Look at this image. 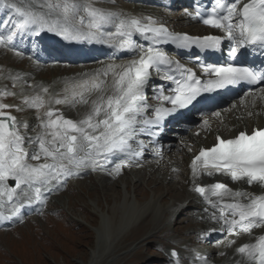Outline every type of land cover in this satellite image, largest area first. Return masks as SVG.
<instances>
[{"label": "snow or ice", "instance_id": "6c2138e0", "mask_svg": "<svg viewBox=\"0 0 264 264\" xmlns=\"http://www.w3.org/2000/svg\"><path fill=\"white\" fill-rule=\"evenodd\" d=\"M0 10H7L10 17L19 18L12 30L0 33V46L12 44L20 33L39 35L48 31L68 41L95 40L137 53V58L128 64H110L79 82H73L65 89L70 95L48 101L49 104L70 103L72 106L89 104L90 97L95 94L90 111L78 121L65 118L59 110L49 108L45 118L37 117L41 132L34 137L21 132V128L26 130L29 125L18 123L17 117L7 111L14 106L2 102L3 97L14 93L0 92V223L15 220L22 223L25 209L45 205L48 193L58 190L70 177L85 170L104 169L109 175L119 176L125 167L139 166L132 158L142 156L147 145L137 140V136L156 135L152 126H159L168 115L192 104L201 93L241 83H264V66L235 63L206 64L203 72L210 78L201 81L195 72L155 46L171 41L180 48L197 46L215 50L227 38L231 42L228 55L233 60L241 49L248 46L258 47L264 54V0H249L247 3L215 0L202 22L221 30L223 36L173 33L150 16H129L122 11L75 0H0ZM185 14L202 16L199 9L195 13L186 9ZM105 26L114 31H102ZM134 34L151 40L153 46H139L133 39ZM165 69L179 73L178 77L174 74L161 76L175 84L171 95L160 92L157 97L171 107H155L154 115H149L145 87L153 71L161 73ZM110 73L113 79L109 92L105 87L107 81L100 77H107ZM12 79L19 80L20 77ZM42 91L47 93L48 88L43 87ZM258 93L252 96L253 106L257 99H264V87L259 88ZM24 102L37 111L45 106L41 95L26 98ZM204 123L207 125L208 121ZM26 140L38 145L31 153L25 147ZM217 141L211 148L201 149L192 160L194 181L200 173L212 175L217 172L229 176L232 181L245 180L249 186L264 187V129H255L251 134L242 131L232 139L218 136ZM192 190L209 206L204 210L209 213L208 219L221 225L220 229L213 228L211 232L222 231L238 237L242 233L251 234L255 228H264V194L234 190L219 182L207 186L194 183ZM209 235L210 232L205 231L201 238ZM235 243V239L227 240V246ZM236 253L240 259L234 264H264V234L256 237L254 242L236 248ZM169 255L180 264L175 249ZM194 261L209 264L208 258L200 253L194 255Z\"/></svg>", "mask_w": 264, "mask_h": 264}, {"label": "rangeland", "instance_id": "374dc122", "mask_svg": "<svg viewBox=\"0 0 264 264\" xmlns=\"http://www.w3.org/2000/svg\"><path fill=\"white\" fill-rule=\"evenodd\" d=\"M81 1L82 0H75V2L77 3H82ZM98 3L100 5L102 4V6H105L104 0H100L98 1ZM136 6L137 10L139 11L140 4H133L131 10H134L133 8H136ZM110 8L112 10L116 9L115 6H110ZM143 8L152 9V7L149 5L143 6ZM143 8L137 13L141 14L143 12ZM181 13L176 14V19L179 24H186L187 21L182 18ZM166 17L169 18L168 16ZM8 22L10 21L7 20L4 24L7 25ZM187 24L191 25L190 23ZM12 26V23H9V26H7V28H12ZM18 55H15V50L8 46H2L0 48V88L2 87L0 89V92L8 90L14 93V95L3 97L2 102L14 106L7 111L11 112L12 115L17 117L18 123L23 124L25 122H28L27 124L29 125V127L26 130L21 128L22 133H26L27 136H33L41 132V128L38 127L40 121L37 117L39 116L41 119L45 118V113L49 110L51 105L56 106L57 109L60 110L59 113L68 114L71 119L84 118V114L90 111L91 101L89 102V104H80L79 106L69 109L65 105L66 103H52L50 105L48 104V101L54 99L53 91L58 87L62 88V85L63 89L60 94L70 95V93L65 92L68 84H64L58 79V76L61 73L59 71L62 70L63 66L45 65L48 68L40 70L42 66L37 63V66H34L33 68L34 71L36 70V68H38L40 73H36L35 76V73L32 72L34 74L32 79L28 83L23 85L21 84L19 86V82L17 80H13L12 76H10V71L13 68L20 69L22 67H28V70H25L31 72V68H29V66L31 65L26 64H28L29 62L31 63V61H35V59H29L27 57ZM32 64L35 65V63ZM94 66L95 65H88L84 68L81 66H73V68H68L71 69L69 71L73 72L75 70L80 71L81 68L87 69ZM35 79H41L46 82L45 87H49L47 93H43L42 88L40 90L39 88L36 91L34 90V85H36V82L34 81ZM49 82L51 84L53 83V85L50 86L51 84ZM3 85H5L6 87ZM23 86H25V89H23ZM26 89L27 91L29 89L31 90H29L30 92H27ZM36 95L43 96L45 100V106L39 109V111H37V109L35 108L29 107V105L24 102L26 98H32ZM93 99H95V97ZM195 138L196 136L192 137L191 139L190 137L183 138L181 142L177 141L176 145L170 150L174 153L172 152L173 154L171 153L167 158L168 160L166 159L165 162H167L168 165H173L170 163L171 161H173L172 159H174L177 154H180L181 150H184V145L188 144V141H195ZM184 141L186 142L184 143ZM27 145L28 144H26L25 142V146ZM168 154L169 152L166 155ZM147 155L149 158V152ZM177 157H179V155H177ZM31 162L33 164L38 163L37 161ZM156 162L158 163V161ZM161 162L162 161H160L159 163ZM152 164L153 163L148 162V167L150 168ZM149 168L144 167L142 168V170L138 171H136L137 169L127 170L126 173L121 176L122 179H120V177L115 179V176H112L114 178L113 179L108 174H102L104 169H98L95 171L92 170L87 175H80L82 176V179L78 178V176L70 177L69 181H72L71 185H69L68 188L65 185L62 189H67V191L61 189L62 191L59 196H55V198L52 197L51 208H47L44 212H41L39 214H34L35 219H33L31 223L34 222L35 225L32 224V226L30 227L23 226L20 229L11 231V233L8 232L10 230L1 232L6 235H11L12 237L17 236L15 238L17 241L15 240L14 243L10 242L12 240L9 241V245H11L12 247L11 249H8V252L2 249V246L0 247V251L2 252L1 257H3V259H1L0 261V264H139L140 258H146L148 260L149 258H147L146 256L151 255V253H154L153 258L157 259L155 261V264H165L166 262L164 261L163 257L157 255V251L163 253V248L165 247L163 245L169 244L168 241H164L162 242L163 247H159L160 240H168L172 236L177 237V232L180 231V233L184 232L185 234H187L189 232L186 231L190 228L192 231H195L196 228H193V226H199L200 223H198L199 221L192 220V216L190 214H193L192 212L194 208L192 209L191 206L186 207V209L182 213L181 210H179L178 213L173 216V222L169 221L170 217L172 216V212H160L159 215L162 219L167 218L166 222L168 226L164 229L171 230V234H165L163 238L155 236L156 233L160 230L163 232L164 230L161 228L165 226L163 224L154 228L157 224V220L155 217H148L145 220H143V218H139L129 227L122 228L123 230L118 229L121 226L120 221L126 207L119 206L117 208L119 214H117V211V215H115L114 218L112 217V214H114V206L119 204L118 202L121 201L119 197L121 195L123 196L125 193H130L132 194L131 196L135 197V189L137 188V186L140 187V189H138L140 190V192H138V194L140 195L138 196L141 199L140 201H145L148 196L152 197L153 189L155 190V188L163 190L165 191V193L168 189L172 190L170 195L180 196L182 194V187H180L178 181L171 182V180H161L163 174L158 171H161L163 169L157 167L155 171H152L151 174L150 172L148 173L143 171V169ZM139 171H141V173ZM136 172L138 174H136ZM153 173L154 176L152 175ZM135 175L138 179H140V183H137L132 179L135 177ZM169 198L170 196L168 197V199ZM97 202L100 203V205H97ZM35 211L37 212L38 210L35 209ZM45 212L49 214L47 215V213ZM55 213L56 215H54ZM123 217L125 219L127 218V215ZM103 222L107 224L105 226L106 229H104L106 231L100 228L102 227ZM125 223L126 222H124V224ZM163 233L157 234L162 235ZM109 234H112L114 237L118 236L117 241L119 242L114 246V248L108 247L109 241L107 240L106 236ZM153 234L155 235L153 236ZM195 236H197V234ZM225 236L226 234H224L223 237ZM181 237L183 239V235H181ZM190 237L191 235L188 236V238ZM201 240L202 241L199 240L200 243L204 241V238H201ZM156 244H158L159 250H156ZM182 244L180 243L179 245L181 246ZM177 249L181 253L187 248L177 247ZM213 262H215V260Z\"/></svg>", "mask_w": 264, "mask_h": 264}, {"label": "bare ground", "instance_id": "6f19581e", "mask_svg": "<svg viewBox=\"0 0 264 264\" xmlns=\"http://www.w3.org/2000/svg\"><path fill=\"white\" fill-rule=\"evenodd\" d=\"M98 1L99 0H82L81 2L82 3H85V2L92 3L94 6L104 8V9H109L108 7L111 5L117 6L115 11H122L126 15L136 16V17H149L150 16L154 20H156L158 23L167 24L165 22V21H167V19H165L167 17L163 14L162 15L164 17L162 15L157 14L156 12H153L151 8H143V12L141 14H138L135 10H131L128 7L126 8L123 5V0H115V3H113L112 0H106V2L104 3V4H106V6L99 5ZM125 1L129 2L130 0H125ZM133 1H136V0H133ZM147 1H149V0H147ZM109 10H111V9H109ZM81 14L83 15V13H81ZM181 16L184 20L187 21V23H189V17L185 14V11H183L181 13ZM182 29L183 28H175V30H182ZM184 30H186V29H184ZM102 31H104V32L114 31V29L105 26V28ZM133 39L139 46H142L144 48L153 46V44H147V43L144 44L143 42H144V39H146V38L144 36L139 35V34H134ZM92 41H94V40H92ZM113 43H115V40H113ZM135 58H137V53L134 51H130L127 54H124L120 57H114L112 59L101 60L100 62L95 64V66L92 68L83 69L84 68L83 67L80 69V71L75 70L73 72L69 71L71 69L68 68V67L73 68V66L65 65V66H63L62 70L59 71V72H61L59 74V78L62 82L69 83V85H71L73 82H79V81L87 78L91 74L96 73L99 70L106 68L110 64H114V65L128 64L132 59H135ZM42 68H43V66L41 67V69ZM55 71H58V70H55ZM33 72H35V74L40 73L38 68H36V70ZM153 74L154 73H152V75ZM41 75H40V77H41ZM10 76L20 77V79L18 80L19 81L18 84L20 86L21 84L23 85L24 83L25 84L28 83L32 79L33 75L31 76L30 72H26V71L18 70V69H13L10 73ZM100 79H105L107 81V84L105 87L110 92L112 79H113L111 73L107 77L101 76ZM34 81L36 82L35 83L36 85H34L35 91L38 88L40 90L41 88L46 86V82L44 80L35 79ZM154 81H155L154 77L151 76L150 80L148 81V83L145 87V94H146V90L148 88L153 87V85L155 83ZM0 85H1V83H0ZM52 85H53V83L50 86H52ZM3 86H5V85H3ZM62 88H63V85H62ZM23 89H25V86H23ZM29 90H31V89H29ZM26 91H27V89H26ZM60 91H61V89L57 88L56 90L53 91L54 96L53 95L52 96L54 98H60V96L58 95V93ZM51 94H52V92H51ZM252 96L247 97V99H244L242 103H239L238 105H235V106H233V107H231L225 111L220 110L219 112H216V113H219V115H216V113H215L211 117L206 118V119L210 120L208 122V124L206 125L203 122V124L197 130L198 132H196V138H195L196 140L195 141L191 140L190 142L188 141V144L184 145V150H181V153L177 154V155H179V157H177V155H176V157H174V159H172L173 161L170 162L173 165H170V164L168 165L167 162H165L166 161L165 160L164 162L162 161L161 163H159L160 161L158 163L153 162V164L149 168L148 167L149 158H148L147 154H148V151H150V150H148L147 147L144 149V153L142 156L133 157L132 159L135 160L139 164V166H136L135 164H133L132 167H125L122 171V175H124L127 170H135V169L142 170V168H144V167L149 168V169H143V171L148 172V173L150 172V174H151L152 171H155V169L157 167H159V168L163 169L161 171H158V172H161L163 174L161 177V180H163V179H165L166 181L171 180V182L178 181L180 184V187H182V189H181L182 194L179 193V194H181L180 196L170 195L172 190L168 189L167 192L165 193V191L159 190L158 188H155V190L153 189V196L152 197L148 196V198L145 199V201H140L141 200L139 198L140 195L138 194V192H140V190H138V189H140V187L137 186V188L135 189L136 190L135 197L131 196L132 194H130V193H125L123 196L121 195L119 197V199H121V201L118 202L119 204L115 205L113 208V211H114V214H112L113 218L115 215L119 214V211L117 209L119 206H125L127 208V209L125 208V212L123 214V216L127 215V218L124 219V217L122 216V219L120 221L121 226L118 230H120L124 227L125 228L129 227L131 224L136 222L139 218H143V220H145L148 217H155L156 218L157 224L155 225L154 228H156L157 226L163 225V224L165 225V227H167V225H168L166 222L167 218L162 219L161 216L159 215L160 212H163V213L164 212H172L173 215H172V218L169 219V221L173 222L174 221L173 216L175 214H177L179 210H181V213H182L186 209V207L195 206L197 217L199 218V220H202L201 225H200L201 228L196 229L195 231L197 233H199L200 241H202L201 240V234L203 232H205V231L211 232L210 230L213 228L220 229L221 225L216 223L215 221L208 219L209 213H206L204 210H205V208H209V206L205 203L204 199L199 194H197L196 192H194L192 190L194 183L207 186V185H211V184H215V183L219 182V183L227 184L230 188H232L234 190L247 191V192H250L253 194H264V187H261V186L256 185V184L249 186L245 180L232 181L231 179L226 178L222 174H214L213 173L212 175H208L206 172L200 173L197 175V177L195 178V181H194L193 173H192V169H191L192 160L194 159V157L196 155L199 154L200 149L202 147H209L212 144H215L217 142L218 136L228 138V137L236 135L239 131H243L245 129L252 130L254 128V126H260L261 127L264 125V99H257L255 101V105L253 106L252 105ZM94 97H95V94H93L90 97L89 101H91V99H93ZM157 97L158 96L155 94L150 95V96L146 94L147 104L150 106L148 111H151L152 108L154 107V105L160 100ZM65 105L69 109L72 107H76L80 104H76L75 106H72L70 103H66ZM50 108L57 109V107L54 105H51ZM57 110H59V109H57ZM59 112H60V110H59ZM249 112H251L252 115H249ZM85 114H84V116H85ZM63 116L65 118L71 119V117H69L68 114H63ZM222 118H225V120L222 121ZM72 120L78 121V120H80V118L79 119L72 118ZM36 135L37 134H35L34 136H36ZM26 136H27V134H26ZM28 137H33V136H28ZM185 142L186 141H184V143ZM28 144H29V146H27L26 148L28 149L29 152H32L33 149H36L38 147V145H36V144H30V143H28ZM170 150H171V147H170ZM166 154L167 153H165V156H166ZM153 158H154V160H157L158 155L154 156ZM174 169H176V171H174ZM139 172L141 173V171H139ZM83 173H85V174L88 173V170H85ZM136 174H138V173L136 172ZM152 175L154 176V173ZM132 179L134 181H136L137 183H140V179H138L136 175ZM157 179H159V178H157ZM130 183H131V181H130ZM65 185L68 188L69 182L67 181L58 190H55V191L49 193L47 195L48 199H52V197L54 198L53 193L55 194L58 191H61V189ZM129 187H130V185H129ZM55 196L56 197L59 196V193L56 194ZM169 196H170V198L168 199ZM213 199H215V197H213ZM186 202H187V206H186ZM48 203H49V200L46 201L45 205H48ZM97 205H100V203H98ZM43 208H45V206L38 205L35 209L39 210V209H43ZM117 211H118V213H117ZM209 211H211V209H209ZM143 220H142V222H143ZM124 222H126V223L124 224ZM106 225L107 224L105 222H103L102 227H100V228L102 230H104V229H106L105 228ZM116 229H115V231H116ZM104 231H106V230H104ZM157 233L160 234L163 232L160 230ZM261 234H264V228H255V229H253L251 234L242 233L238 237L228 236L226 234V236L223 237V243H222L221 249L217 250V252L219 253V258L215 259V258L211 257L208 260L209 264H234V261L236 259H240L239 254L236 253V248L243 245L244 243L254 242L255 238ZM11 237H12L11 235H6L3 233H0V239H2V240H0V242H1L0 247L2 246V249H4L7 252H8V249H11V247H12L11 245H9V241L12 240L10 242L14 243V241L16 240L15 238L17 236H13L12 238ZM28 238H29V236H28ZM108 239H109V246L108 245L107 246L109 248L110 247L114 248V246L119 242V241H117L118 236L114 237L112 234H110ZM205 239L206 238H204V240ZM230 239H235L236 243L234 245L227 246V240H230ZM174 243H176V242L174 241ZM168 244L170 245V242H168ZM184 247L187 248V246H184ZM173 249H175L180 255V251L176 247H173L168 251L166 257L173 260L174 264H176V258L171 257L169 255L170 251ZM196 253L203 254L205 252H203V250L201 251V249H197V248L192 249L190 251V259L192 261L190 260V262L188 264H202V262L194 261V255ZM220 253H225V254L220 255ZM1 254H2V252L0 251V261H1V259H3V257H1ZM214 260H215V262H213Z\"/></svg>", "mask_w": 264, "mask_h": 264}]
</instances>
